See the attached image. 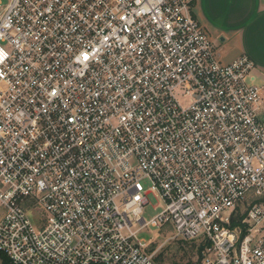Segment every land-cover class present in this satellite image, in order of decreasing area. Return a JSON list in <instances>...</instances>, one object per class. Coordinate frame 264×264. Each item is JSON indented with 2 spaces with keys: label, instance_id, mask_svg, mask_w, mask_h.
<instances>
[{
  "label": "built area",
  "instance_id": "built-area-1",
  "mask_svg": "<svg viewBox=\"0 0 264 264\" xmlns=\"http://www.w3.org/2000/svg\"><path fill=\"white\" fill-rule=\"evenodd\" d=\"M195 1L0 0L11 264H158L147 225L203 244L201 264H264V86Z\"/></svg>",
  "mask_w": 264,
  "mask_h": 264
},
{
  "label": "crops",
  "instance_id": "crops-1",
  "mask_svg": "<svg viewBox=\"0 0 264 264\" xmlns=\"http://www.w3.org/2000/svg\"><path fill=\"white\" fill-rule=\"evenodd\" d=\"M194 12L221 60L229 63L248 55L264 86V0H196Z\"/></svg>",
  "mask_w": 264,
  "mask_h": 264
},
{
  "label": "rangeland",
  "instance_id": "rangeland-1",
  "mask_svg": "<svg viewBox=\"0 0 264 264\" xmlns=\"http://www.w3.org/2000/svg\"><path fill=\"white\" fill-rule=\"evenodd\" d=\"M258 84L262 83L261 77H257ZM264 97V95H263ZM147 189L151 188V184L145 181ZM164 208V204L154 194H149V204L145 208L144 217L147 221L159 214ZM4 214V210L0 203V217ZM175 233L171 226L156 228L152 225H147L139 233L141 239L152 241L151 251L156 252V260L158 264H201L202 258L198 252L199 243L196 241H184L178 239H170ZM0 264H7L4 256L0 254Z\"/></svg>",
  "mask_w": 264,
  "mask_h": 264
},
{
  "label": "trees",
  "instance_id": "trees-1",
  "mask_svg": "<svg viewBox=\"0 0 264 264\" xmlns=\"http://www.w3.org/2000/svg\"><path fill=\"white\" fill-rule=\"evenodd\" d=\"M182 241V240H181ZM184 242V241H183ZM204 245L203 244H199V247H198V252H199V254H200V258H202L203 259V251H204ZM0 254L2 255V256H4V258H5V261H6V263L7 264H11V262H10V260H9V258H8V256L6 255V254H4L3 252H1L0 251ZM157 261V260H156ZM158 263V262H157ZM177 264V263H176ZM190 264H194V263H190Z\"/></svg>",
  "mask_w": 264,
  "mask_h": 264
}]
</instances>
